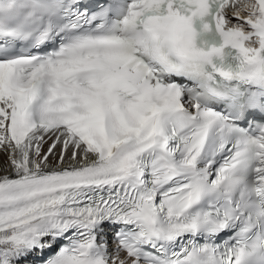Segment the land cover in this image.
Wrapping results in <instances>:
<instances>
[{"label": "snow or ice", "instance_id": "obj_1", "mask_svg": "<svg viewBox=\"0 0 264 264\" xmlns=\"http://www.w3.org/2000/svg\"><path fill=\"white\" fill-rule=\"evenodd\" d=\"M255 4L0 0V264H264Z\"/></svg>", "mask_w": 264, "mask_h": 264}, {"label": "clouds", "instance_id": "obj_2", "mask_svg": "<svg viewBox=\"0 0 264 264\" xmlns=\"http://www.w3.org/2000/svg\"><path fill=\"white\" fill-rule=\"evenodd\" d=\"M244 3L246 4L249 11L256 8L255 0H244ZM244 5H242L243 8ZM237 11H241V9H237Z\"/></svg>", "mask_w": 264, "mask_h": 264}, {"label": "bare ground", "instance_id": "obj_3", "mask_svg": "<svg viewBox=\"0 0 264 264\" xmlns=\"http://www.w3.org/2000/svg\"><path fill=\"white\" fill-rule=\"evenodd\" d=\"M6 157L2 154V153H0V167H2V165H3V160L5 159Z\"/></svg>", "mask_w": 264, "mask_h": 264}]
</instances>
